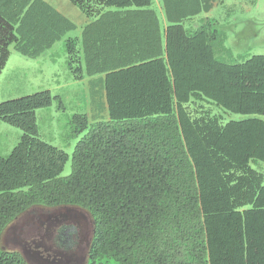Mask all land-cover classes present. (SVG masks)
I'll return each instance as SVG.
<instances>
[{"label": "trees", "instance_id": "trees-1", "mask_svg": "<svg viewBox=\"0 0 264 264\" xmlns=\"http://www.w3.org/2000/svg\"><path fill=\"white\" fill-rule=\"evenodd\" d=\"M224 1L70 0L90 19L121 21L95 37L110 51L97 47L91 68L77 39L67 41L74 78L105 73L98 110L107 117L74 115L83 136L62 175L70 156L37 124L51 92L0 103V120L22 130L0 154V264H29L3 240L15 221L62 206L94 221L85 264H264V54L226 62L218 22L193 21ZM15 40L0 15V75Z\"/></svg>", "mask_w": 264, "mask_h": 264}, {"label": "rangeland", "instance_id": "rangeland-1", "mask_svg": "<svg viewBox=\"0 0 264 264\" xmlns=\"http://www.w3.org/2000/svg\"><path fill=\"white\" fill-rule=\"evenodd\" d=\"M72 5L70 0H0V15L13 24L16 35V40L10 45L9 60L0 75V103L40 91L51 92L52 104L36 111L37 124L43 140L65 150L70 156L62 175L71 172L72 155L83 136L82 133L78 136L73 133L74 115L86 113L91 121L106 117L103 110L92 107L89 109L90 104L96 107L100 103L101 93L98 90L92 91V81L89 82L87 78H74L69 66L67 41L72 38V30L64 28L59 12L71 15L73 10L68 7ZM9 6L11 11H5L4 8ZM36 7L49 8L37 10ZM206 18L218 22L212 27L223 36L219 41V57L222 60L235 63L254 54H264V0H225L209 12L200 13L193 21ZM191 21L184 23L186 28H190ZM23 48L27 53L20 52ZM211 106L214 112H224L214 104ZM93 112L96 113V118ZM240 116L243 115H227L225 121L230 118L240 119ZM21 137L20 128L0 120L1 155H9ZM260 165V170L264 172V164ZM32 215H35L34 210L15 221L10 226L12 235L8 237V241L4 235L3 240L24 253L29 250L32 255L36 254L40 261L35 259L36 262L31 261L33 264H46L41 260L44 256L42 252L46 249L40 245L47 243L48 236L41 237L40 232L25 231L26 224L30 221L27 216ZM48 226L49 222H45L42 233H47ZM84 240L81 244L78 241L74 250L68 252V257H76L77 260L63 261L61 264H84L83 259L87 257L88 251L87 246L81 251L86 242ZM48 252H44L47 262L60 264L57 259L54 262L55 256L48 255Z\"/></svg>", "mask_w": 264, "mask_h": 264}, {"label": "crops", "instance_id": "crops-1", "mask_svg": "<svg viewBox=\"0 0 264 264\" xmlns=\"http://www.w3.org/2000/svg\"><path fill=\"white\" fill-rule=\"evenodd\" d=\"M153 7H160L159 0H155ZM41 8L48 9L49 7H36L37 10ZM68 8L70 10H73L72 14L63 15L61 12H59L60 13L59 18H62V20L64 21V28L72 30V38L77 39V47H78L77 50H78L80 59L82 60V68L83 69L91 68L94 65L92 63H91L92 65L91 64L89 65V62H91V59H92L91 55H93L94 52L100 51V49H98L97 47L102 46V48H104L103 51H107V53L108 51H110L109 49L106 48L105 44L103 43L104 41L100 40V42H95L94 41L95 37L107 38L113 26L114 28L120 27L121 21H112V20H106V19L97 21L96 19L88 18L84 13L81 12V10L77 6L73 7L72 5V7H68ZM4 9L5 11H8V9L10 10V6L5 7ZM1 12L2 10L0 9V13ZM14 14L16 13L14 12ZM20 52L25 54L27 53V50L23 48L20 50ZM104 60H105V56H104ZM103 66H106V65L103 64ZM83 74L86 75V78L87 80H89V82L92 81L91 86H92L93 92L98 90L101 94L104 93L103 79H104L105 73L103 72L91 73V72L85 71ZM103 102L105 103L104 99H103ZM91 107L92 109L93 108L98 109L99 104L96 107L90 104L89 109ZM94 113L95 112H93V116L95 117L96 114ZM99 119L101 118H97L96 121Z\"/></svg>", "mask_w": 264, "mask_h": 264}, {"label": "water", "instance_id": "water-1", "mask_svg": "<svg viewBox=\"0 0 264 264\" xmlns=\"http://www.w3.org/2000/svg\"><path fill=\"white\" fill-rule=\"evenodd\" d=\"M59 217H62L66 221L67 224H81L82 229V236L86 239L87 246L90 244L93 232H94V226L92 219L87 211H84L81 208H63L54 210L51 212L48 211H40L38 212L37 216L32 215V217H28L30 221L26 224V230L27 232H40L39 236L44 237V233H42L43 225L45 222H49V224L53 221L58 219ZM11 228H9L6 231L5 237L7 238L6 241H8V237L11 236ZM10 246V245H9ZM11 249H16V247H11ZM88 248V247H87Z\"/></svg>", "mask_w": 264, "mask_h": 264}, {"label": "clouds", "instance_id": "clouds-1", "mask_svg": "<svg viewBox=\"0 0 264 264\" xmlns=\"http://www.w3.org/2000/svg\"><path fill=\"white\" fill-rule=\"evenodd\" d=\"M106 117H107V115H106ZM106 117H104V118H106ZM104 118H101V119H99V120H103ZM99 120H97V121H99ZM63 208H81V207H75V206H62V207H56V208H52V209H48V210H45V209H31V210H34L35 211V215H37L36 213H38L39 212V210H42V211H48V212H51V211H54V210H58V209H63ZM81 209H83V208H81ZM84 211H87V210H85V209H83ZM30 211V210H29ZM88 212V211H87ZM89 213V212H88ZM90 215V214H89ZM91 217V216H90ZM91 219H92V217H91ZM92 222H93V226H94V221H93V219H92ZM79 224V223H78ZM60 225H65V226H74V227H76L77 228V230H80L79 228L81 227V224H79V225H77V223L76 224H67L66 223V221L64 220V219H62V217H59L58 219H56V220H53L50 224H49V226H48V228H47V233L44 235L45 237H47L49 234H50V232L52 231V229H55V228H57V227H59ZM10 228V227H9ZM8 228V229H9ZM7 229V230H8ZM6 230V231H7ZM94 230H95V228H94ZM5 234H6V232H5ZM83 235V234H82ZM93 235H94V232H93ZM85 239V238H84ZM92 240H93V237H92ZM92 240H91V242H92ZM83 241H85V240H83ZM91 242H90V244L87 246V243L85 242V245H84V247H83V249L81 250V251H83L84 250V248H85V246H87L88 247V250H89V247H90V245H91ZM7 243V242H6ZM47 248H45L46 249V251H43L42 252V255H44L43 257H44V259L46 260L47 259V257L45 256L46 254H44V252H47V251H49L48 252V255H53V256H55V258H54V262H57V260H58V262L61 264L63 261L65 262V261H69V260H73V261H75V260H77L76 259V257H68V252H72L73 250H74V247L72 246L71 248H69V249H65V247H63V246H61V245H59V244H56V245H52L51 244V241H49V240H47V243L46 244H44ZM9 248H10V246L9 245H7ZM36 246V245H35ZM16 249H18V250H21L20 248H16ZM22 251V250H21ZM23 252V251H22ZM26 252L27 251H25V253H24V255L26 256V258H27V260H28V262H29V264H33L32 262H34L35 261V259H37L36 258V254H34L33 253V255L32 256H30L29 257V253L28 254H26ZM32 253V252H31ZM87 255H88V251H87ZM42 257V258H43ZM87 258V257H86ZM86 258L85 259H83V261H84V264H85V262H86ZM40 259H41V257H40ZM57 259V260H56ZM38 261H40L39 259H37ZM45 260L43 261V262H45ZM48 260V259H47ZM32 261V262H31ZM36 262V261H35ZM63 262V263H64ZM46 263L47 264H56V263H53V262H51V263H48L47 261H46ZM70 264H74V263H70Z\"/></svg>", "mask_w": 264, "mask_h": 264}, {"label": "flooded vegetation", "instance_id": "flooded-vegetation-1", "mask_svg": "<svg viewBox=\"0 0 264 264\" xmlns=\"http://www.w3.org/2000/svg\"><path fill=\"white\" fill-rule=\"evenodd\" d=\"M60 227H62V228L59 229V227H57L55 229H52V231L48 235L47 240L51 241L52 245L58 244L57 240H59L62 235L65 237V240H62V241L60 240L61 244L68 249L71 248L72 246L74 247L75 245H77L78 241H80V244L83 242L84 238L82 236L81 227L79 228L80 230H77V228L74 227L73 225L72 226H61L60 225ZM40 246L47 248L44 244H41ZM26 251H27V253L32 255V253L29 252V250H26ZM30 255H29V257H30ZM41 260L43 262L45 259L42 258ZM46 261H47V259L45 260V263H46Z\"/></svg>", "mask_w": 264, "mask_h": 264}]
</instances>
